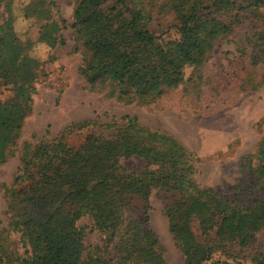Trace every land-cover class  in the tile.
Here are the masks:
<instances>
[{"label":"trees","instance_id":"trees-1","mask_svg":"<svg viewBox=\"0 0 264 264\" xmlns=\"http://www.w3.org/2000/svg\"><path fill=\"white\" fill-rule=\"evenodd\" d=\"M168 2L178 15V22L169 28L178 37L163 43L149 26L151 17L145 6L135 0L75 1L69 26L86 53L78 73L88 88L121 99L160 97L164 87L182 81L185 65L201 64L214 41L232 31L234 22L226 17L236 6L259 17L251 65H263V82L264 0ZM48 20L46 16L41 31ZM62 27H67L65 20ZM0 40V85L10 86L12 92L0 100L1 163L31 112L40 62L29 52L30 40L18 44L10 14L0 27ZM106 48L110 55L101 58ZM121 119L125 120L121 124L105 125L109 131L105 136L88 133L77 147L67 143V136L75 129L91 130L95 121L71 123L55 139L22 144L10 205L15 209L12 228L27 248L23 254H7L0 242V264L10 260L17 264H163L151 256L159 244L147 224L148 195L153 187L171 192L164 213L184 264L210 263L212 247L206 243L212 238L216 246L241 248L264 227V139L252 166L258 196L242 206L199 186L194 178L199 158L174 137L142 126L135 115ZM126 148L144 159L143 170L120 164L119 154ZM127 209L136 215H125ZM84 215L103 234V242L113 247L112 258L83 257L84 230L77 222Z\"/></svg>","mask_w":264,"mask_h":264},{"label":"rangeland","instance_id":"rangeland-1","mask_svg":"<svg viewBox=\"0 0 264 264\" xmlns=\"http://www.w3.org/2000/svg\"><path fill=\"white\" fill-rule=\"evenodd\" d=\"M75 1L0 0V27L10 14L18 44L30 40L29 52L40 62L31 112L25 116L15 142L0 163V236L3 237L0 242L7 254H23L27 248L20 233L12 228L15 209L10 205L22 144L55 139L71 123L96 122L89 131L79 128L67 136V143L77 147L88 133L105 136L109 132L107 123L121 124L125 121L121 116L135 115L139 124L171 135L199 158L194 164V178L199 186L216 190L242 206L257 197L259 185L253 180L252 166L257 162L256 152L264 139V80L261 83L263 65H251V54L257 50L253 43L260 28L259 17L244 13L238 6L230 9L226 20L234 22L232 31L214 41L201 64L185 65L178 85L164 87L160 97L144 101L117 98L115 94L85 85L78 67L86 53L69 26ZM168 1L135 0L139 6H145L151 17L149 26L161 36L163 43L178 37L175 29L169 28L178 22V15ZM46 16L49 20L41 31ZM62 20L67 27H62ZM75 46L79 49L75 50ZM100 55L107 57L110 51L103 49ZM11 93L10 86L0 85V100ZM118 160L135 171L145 166L144 159L132 149L121 150ZM170 198L171 192L160 187H153L148 195L147 224L157 234L159 243L151 256L163 264H184L164 213V205ZM124 214L132 217L136 212L127 209ZM77 223L84 230L83 257H113V247L103 242V234L93 227L88 216H82ZM212 239L206 243L212 247L210 263L264 262V227L241 248L234 244L219 247ZM146 250L140 249L142 253ZM2 264L17 263L10 260Z\"/></svg>","mask_w":264,"mask_h":264},{"label":"water","instance_id":"water-1","mask_svg":"<svg viewBox=\"0 0 264 264\" xmlns=\"http://www.w3.org/2000/svg\"><path fill=\"white\" fill-rule=\"evenodd\" d=\"M209 264H230V263L220 262V263H209Z\"/></svg>","mask_w":264,"mask_h":264}]
</instances>
